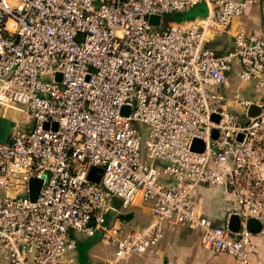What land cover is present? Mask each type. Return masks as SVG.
<instances>
[{
    "label": "built area",
    "instance_id": "built-area-1",
    "mask_svg": "<svg viewBox=\"0 0 264 264\" xmlns=\"http://www.w3.org/2000/svg\"><path fill=\"white\" fill-rule=\"evenodd\" d=\"M255 1L0 0V116L15 110L30 121L26 130L12 124L0 144V260L68 264L72 234L99 232L113 248L103 264H124L153 254L167 224L196 231L214 253L260 264L246 222L264 229V36L228 33ZM198 4L202 17L164 19ZM223 34L231 48H212ZM231 76L241 89L229 90ZM215 186L234 197L222 225L191 199ZM137 204L151 220L126 229L120 211Z\"/></svg>",
    "mask_w": 264,
    "mask_h": 264
},
{
    "label": "crops",
    "instance_id": "crops-1",
    "mask_svg": "<svg viewBox=\"0 0 264 264\" xmlns=\"http://www.w3.org/2000/svg\"><path fill=\"white\" fill-rule=\"evenodd\" d=\"M189 10L196 11L197 5ZM235 29H242L248 34L264 36V0H256L243 15L236 18L228 33L232 34ZM232 77L235 78L234 76ZM231 90L234 89L232 88ZM191 199L197 211L211 219L214 225H222L225 222L228 211L234 208V197L221 186L197 187ZM118 205L119 202L117 200L112 201V206L118 207ZM114 218V214L110 213L108 219L113 220ZM119 218L124 223V228L129 230L143 228L151 220L148 207L140 204L120 211ZM72 238L76 240V245L74 250L65 254V260H71L68 264H103L113 252V248L101 240L99 232H96L91 237L73 233ZM252 241L258 249L254 261L264 264V229H261L258 234H253ZM0 264L7 263L0 260ZM124 264L240 263L232 256L217 254L205 247L200 242L196 231L187 227L164 224L163 237L156 251L153 254L132 255Z\"/></svg>",
    "mask_w": 264,
    "mask_h": 264
},
{
    "label": "water",
    "instance_id": "water-1",
    "mask_svg": "<svg viewBox=\"0 0 264 264\" xmlns=\"http://www.w3.org/2000/svg\"><path fill=\"white\" fill-rule=\"evenodd\" d=\"M160 17L159 16H151L148 19V22L150 25L157 27L159 25ZM59 80V78H57ZM257 113V109L254 106H251L249 109V116H254ZM128 114V108L127 107H122L121 109V115L126 116ZM211 119L213 121H217V117L212 116ZM12 123L8 118H4L0 116V144H4L8 137H9V132L11 129ZM216 136V132H212V137L214 138ZM192 151L196 152H202L203 151V145L200 141L194 140L192 142L191 146ZM99 173L100 170L97 168H91L89 173H88V179L94 183H98L99 181ZM41 186V181L38 179H33L29 183V198L32 202H34L38 196V192ZM228 228L232 232H237L239 229V219L237 216L232 215L230 219L228 220ZM246 229L252 233V234H258L261 229L262 225L260 222L254 220V219H249L246 222Z\"/></svg>",
    "mask_w": 264,
    "mask_h": 264
},
{
    "label": "rangeland",
    "instance_id": "rangeland-1",
    "mask_svg": "<svg viewBox=\"0 0 264 264\" xmlns=\"http://www.w3.org/2000/svg\"><path fill=\"white\" fill-rule=\"evenodd\" d=\"M206 8L203 4H198L197 5V10L196 11H190L187 10L186 12L183 13H179L176 15H172V16H165L164 19H169L172 22H181V21H188L190 20L192 17L195 16H200L202 17L205 14ZM196 18V17H195ZM231 37L230 35H220L218 37H216L212 42H211V47L217 49L218 51H226L229 50L231 48ZM229 90L233 89H241V83H239L237 81V79L235 80V78H231L229 80ZM244 89V88H243ZM242 94L249 97L251 95V89L250 88H246L245 90H242ZM6 118H8L11 123L13 124V126L18 127L20 129H28L30 127V121L29 118L27 116V114L25 113H20L17 112L15 110H9L6 114ZM139 130L143 133L144 132V128L142 126H138Z\"/></svg>",
    "mask_w": 264,
    "mask_h": 264
},
{
    "label": "trees",
    "instance_id": "trees-1",
    "mask_svg": "<svg viewBox=\"0 0 264 264\" xmlns=\"http://www.w3.org/2000/svg\"><path fill=\"white\" fill-rule=\"evenodd\" d=\"M189 12H190V10H189ZM194 18H195V17H192L190 20H192V19H194ZM166 20L171 21V20H169V19H166ZM181 22H184V20L181 21ZM178 23H180V22H178Z\"/></svg>",
    "mask_w": 264,
    "mask_h": 264
}]
</instances>
